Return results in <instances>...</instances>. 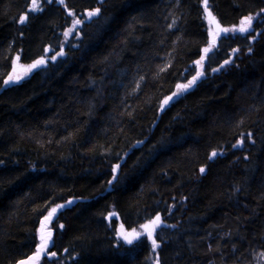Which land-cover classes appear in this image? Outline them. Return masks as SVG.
Returning a JSON list of instances; mask_svg holds the SVG:
<instances>
[{
    "label": "trees",
    "instance_id": "16d2710c",
    "mask_svg": "<svg viewBox=\"0 0 264 264\" xmlns=\"http://www.w3.org/2000/svg\"><path fill=\"white\" fill-rule=\"evenodd\" d=\"M208 4L253 31L206 56L203 0H0V264L58 205L38 264H264V0Z\"/></svg>",
    "mask_w": 264,
    "mask_h": 264
},
{
    "label": "snow or ice",
    "instance_id": "6c2138e0",
    "mask_svg": "<svg viewBox=\"0 0 264 264\" xmlns=\"http://www.w3.org/2000/svg\"><path fill=\"white\" fill-rule=\"evenodd\" d=\"M49 2H52V0H49ZM56 2L60 3L61 5L64 4V0H56ZM204 5H205V12L207 13V16H208V18H209V22H210L211 24H215V26H216V32H215V33H213V32L211 31V29L209 30V35H210V36L215 37V36H219L220 33L227 34L228 32H235V31H238V32H240V33H247V32H249V31L251 30V26H252V22H253V20H254V17H252V16H248V17L243 18V19L240 21V26H239L238 28H236V27H233V28H223V27H221L220 24L216 21V18L212 15V13L208 11V7H207V5H208V0H204ZM39 10H40V7H39V0H32V6H31V8L29 9V11H39ZM99 11H100V9L97 8V9H95V10L88 11V12L86 13V15H87V17H88L89 19H91L92 17L98 15V14H99ZM68 15H69V16H72L73 13H72L71 11H69ZM26 19H27V16H26V15H21V16H20V23H24ZM82 23H83V20H82V19H74V20H73V23H72V27L69 28V29L64 33L65 38H67L71 33H73V32L77 29V27H78L79 25H81ZM214 42H215V40H213V43H214ZM46 51H47V50H46ZM204 51H205V53H207V52L209 51V49L206 48V49H204ZM234 51H237V50H234ZM59 54L62 55L63 52H61V53H59ZM53 58H54V57H53ZM17 59H19V57H17ZM201 59L203 60L204 57H201ZM43 63H44V59L41 58V59L35 61V63H34L31 67L34 68V67H36V66H38V65H41V64H43ZM197 63H199V61H198ZM225 63H228V61H225ZM17 79H18V78H17ZM196 79H197V77H193V79L190 80L187 84H184V85H178L177 87H178L181 91L186 90V89H188L189 87H191V86L195 83ZM10 81H13V77H11V76H9V79H8L7 81H5V83L7 84V83H9ZM173 95H176V93H173ZM169 99H171V97H169ZM165 103H167V101H165ZM251 135H252L251 133L248 134V138H249V139H251ZM239 143H242V141L238 142V145H233V147H237V146H239ZM216 155H217V153H216V152H213V153L211 154V157H210V158H213V157H215ZM116 167L118 168L119 166L117 165ZM115 170H116V169L114 168L113 171L115 172ZM200 171H201V173H203V172L205 171V169H204V168H201ZM69 203H72V202L69 201ZM57 207H58V208H59V207H63V205H58ZM56 211H57V209H56V208H53V209L48 213V216L45 217V220H52L53 217H54V214L56 213ZM113 215H114V214H113ZM160 221H161V218H160V216L157 215V216L155 217V219L152 220V221L150 222L151 225H152V230L148 231V233H147V238H148L149 240H151V242H152V250H153V252H155L156 249L159 247V245L156 243V240L153 238V231H154L155 227L159 226ZM60 227L63 228V225H61ZM145 227L147 228L148 226L146 225ZM51 239H52V233H51V231H49V232L47 233V236H46V237H45V236H42V237H41V244L38 246V248H37V252H36L35 256H34V257H29L28 261L21 260V261L19 262V264H29V262H31V264H35V261L38 260L42 254H48V253H46L45 250L49 248ZM127 242H128L129 244H131V243H132V240H128ZM50 255H51L52 257H55V256H56V253H55V252H52V253H50ZM261 258H264V253L261 254Z\"/></svg>",
    "mask_w": 264,
    "mask_h": 264
},
{
    "label": "rangeland",
    "instance_id": "374dc122",
    "mask_svg": "<svg viewBox=\"0 0 264 264\" xmlns=\"http://www.w3.org/2000/svg\"><path fill=\"white\" fill-rule=\"evenodd\" d=\"M207 24H208V27H207V33H208V45L206 46V48H208V49H211L212 48V43H213V40H215L216 39V36L215 37H213V36H210L209 35V30L211 29V27H210V24L207 22ZM240 26V22H239V24L238 25H236L235 27L236 28H238ZM233 28V27H232ZM211 31H212V29H211ZM213 32V31H212ZM214 33V32H213ZM233 32H228L226 35H230V34H232ZM205 48V49H206ZM205 52V51H204ZM44 59V62H47L48 61V58H43ZM16 60V59H15ZM35 63V62H34ZM34 63H32V64H30V65H22V64H20L19 63V61L18 60H16L15 62H14V64H13V68H12V71H11V73L9 74V76H11V77H13V81H11V82H15V81H17L18 82V80H21V79H23L25 76H27L30 72H31V69L33 68V67H31ZM199 66H200V62L199 63H197V69H198V73H199ZM18 78V79H17ZM187 90H189V89H186V90H183V91H181L178 87L176 88V96H178V95H181V94H184L185 92H187ZM57 209V211L60 209V207L59 208H56ZM56 211V212H57ZM56 214V213H55ZM54 214V215H55ZM49 221L50 220H45V218H44V220L42 221V224H41V226H40V230H39V235H40V240H39V245L41 244V237L42 236H47V233L49 232V228H48V225H49ZM125 237H131V236H133L134 235V233H132V232H129V233H126V234H123ZM38 245V246H39ZM38 246H37V248H38ZM37 248H36V252H37ZM46 251V253H47V249L45 250ZM36 252L32 255V257H34L35 256V254H36ZM45 254H42L41 256H40V258L41 257H43ZM40 258L38 259V260H36L35 261V264H38V262H39V260H40ZM29 264H31V262H29Z\"/></svg>",
    "mask_w": 264,
    "mask_h": 264
},
{
    "label": "water",
    "instance_id": "95a60500",
    "mask_svg": "<svg viewBox=\"0 0 264 264\" xmlns=\"http://www.w3.org/2000/svg\"><path fill=\"white\" fill-rule=\"evenodd\" d=\"M203 2H204V0H203ZM209 5V4H208ZM208 5H207V7H208ZM204 8H205V5H204ZM208 11L209 12H211L212 13V11L210 10V8L208 7ZM205 14H206V19H207V21L209 22V18H208V16H207V13L205 12ZM213 15V14H212ZM242 20V19H241ZM217 21V20H216ZM218 22V21H217ZM219 23V22H218ZM209 24H210V26H211V29H212V31L215 33L216 32V26H215V24H211L210 22H209ZM220 24V23H219ZM220 26L221 27H223V28H225L224 26H222L221 24H220ZM252 31V28H251V30L249 31V32H251ZM248 33V32H247ZM235 34H243V33H240V32H238V31H235ZM223 36H225V34L224 33H220V35L219 36H216V39H215V42L213 43V45L214 46H216L217 45V39H219L220 37H223ZM209 54V52H207L206 53V56ZM233 59V56H230L229 57V59H226V60H224V61H222L221 63H220V65H219V67L220 68H222V67H224L227 63H225V61H228L229 62V60H232ZM202 61H205V58L202 60ZM44 64V63H43ZM43 64H41V65H39V66H43ZM218 69V67H215V68H213L212 69V72H215L216 70ZM202 76V73H200V77ZM193 79V78H192ZM191 79V80H192ZM8 80V79H7ZM6 80V81H7ZM15 82H17V81H15ZM13 82H9V83H7V85L8 86H10L11 84H12ZM167 105V103H165L164 104V106L161 108V110H160V112H162V110L164 109V107ZM30 257H32V256H30ZM28 259H29V257L27 258V259H25L24 261H28ZM17 264H19V263H17Z\"/></svg>",
    "mask_w": 264,
    "mask_h": 264
},
{
    "label": "flooded vegetation",
    "instance_id": "af4514ba",
    "mask_svg": "<svg viewBox=\"0 0 264 264\" xmlns=\"http://www.w3.org/2000/svg\"><path fill=\"white\" fill-rule=\"evenodd\" d=\"M252 27V26H251ZM230 35H234V32L232 33V34H230Z\"/></svg>",
    "mask_w": 264,
    "mask_h": 264
}]
</instances>
